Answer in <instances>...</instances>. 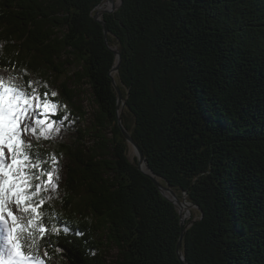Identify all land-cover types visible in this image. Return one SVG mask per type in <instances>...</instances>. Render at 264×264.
Returning a JSON list of instances; mask_svg holds the SVG:
<instances>
[{"label":"trees","instance_id":"1","mask_svg":"<svg viewBox=\"0 0 264 264\" xmlns=\"http://www.w3.org/2000/svg\"><path fill=\"white\" fill-rule=\"evenodd\" d=\"M106 2L0 0V71L38 97L47 92L40 105L62 112L74 96H53V79L70 77L77 62L97 105L91 130L72 143L37 126L31 144L43 166L65 169L58 197L41 209L42 226L53 211L61 231L37 237V253L108 264L115 248V264H183L179 209L139 170L119 127L110 46L122 56L114 77L127 100L123 126L196 208L185 222L186 261L264 264V0H122L103 16L107 40L94 17ZM63 222L83 235H65Z\"/></svg>","mask_w":264,"mask_h":264},{"label":"snow or ice","instance_id":"2","mask_svg":"<svg viewBox=\"0 0 264 264\" xmlns=\"http://www.w3.org/2000/svg\"><path fill=\"white\" fill-rule=\"evenodd\" d=\"M17 79L13 75L0 76V227L3 228L0 264H44L37 254V237L44 239V233L49 229L59 234L61 227L55 225L60 217L53 211L47 214L50 224L42 226L44 213L41 209L45 201L51 200L52 193L58 190L60 177L56 168L43 166L45 158L33 149L31 141L22 139V133L31 135L37 131L36 126H40L41 132L45 127L52 128L40 118L50 113L36 112L41 106L48 105L44 103L33 107L30 103L36 98L43 99L47 92L37 97L34 90L29 92L17 84ZM33 83L31 80L26 82L29 87ZM48 135L50 133L45 134V138ZM49 159L55 160V157L49 155ZM25 229H28L27 233ZM62 231L65 235H83L79 231L72 233L67 222L62 223Z\"/></svg>","mask_w":264,"mask_h":264},{"label":"rangeland","instance_id":"3","mask_svg":"<svg viewBox=\"0 0 264 264\" xmlns=\"http://www.w3.org/2000/svg\"><path fill=\"white\" fill-rule=\"evenodd\" d=\"M118 5V0H116ZM105 6H108L107 4ZM99 9H97V12ZM96 12V13H97ZM73 61V58L69 57V62L71 63ZM82 67L75 62L72 65L68 66V69H66V72L69 73L70 77L67 78H60V79H53V84L55 85L52 89L53 91L58 94V96L62 95H73L74 99L72 101V105H68L65 103V108L62 112H57V109H59L55 105L47 104L48 107H40L36 109L37 114H41L43 112H49L50 114L48 116L41 115L40 118L42 121L46 122L47 124H51L52 128L45 127L43 129V132L40 131L42 136L45 138V134L50 133V135L47 136L46 139H54L66 143H72L74 142L77 137L81 136L80 131L82 132L83 136H85V130H91L92 123L94 120V114L97 112V105L94 101V97L92 94V90L87 83V81L80 76H75L76 73H81ZM13 75L8 72L0 71V76H9ZM15 76V75H13ZM16 83L22 86V81L18 78L16 80ZM5 84H7V81H5ZM27 90V89H26ZM29 92H32V90H27ZM38 97V96H37ZM33 107L36 105H40L39 99L36 98L33 101L30 102ZM77 107V108H76ZM54 111V115L52 112ZM55 117L64 120L65 122H59L55 123ZM69 121L71 123H69ZM37 127V126H36ZM40 129V126H38ZM52 129H55L54 131ZM22 139L30 140L31 143L36 141L37 139V133L34 132L31 135L23 134L22 133ZM89 144L93 141V138L89 136L88 138ZM134 157H136V152L134 148L131 150V159L133 160ZM58 171V170H57ZM59 187L58 190L54 193H52V199H55L58 197L61 182L65 178V169H60L59 171ZM184 201V200H181ZM188 203L187 201H185ZM189 205L185 204L186 207L182 209L183 216H186V214H190V216L186 219L189 220L192 217V213L196 211V208L192 206L190 203ZM15 212V209H13ZM17 215H21L17 213ZM28 215V214H23ZM34 227V226H33ZM28 229H25V233H27ZM3 235V228L0 227V236ZM0 243H2V240H0ZM39 257L44 261V264H59L57 261H51L45 259L44 256L47 258L46 254H43L42 251L37 253ZM118 257V250L115 248H111L109 251V254L107 255V262L108 264H115V261ZM49 258V257H48Z\"/></svg>","mask_w":264,"mask_h":264},{"label":"water","instance_id":"4","mask_svg":"<svg viewBox=\"0 0 264 264\" xmlns=\"http://www.w3.org/2000/svg\"><path fill=\"white\" fill-rule=\"evenodd\" d=\"M106 4H111V8L102 11L101 7L103 6H99L97 9H99V11L95 14V20L97 22H99L103 27H104V32H105V38L107 40V35H108V30L107 27L105 25V21L103 20V16L105 14L108 13H113L115 11H117L121 4H122V0H118V5L116 0H107ZM108 44V43H107ZM110 50L116 55L117 58V63L116 65L113 67V69L111 70V77H112V81L113 84L118 92V106L120 108V112L118 113V121H119V127L121 128L122 133L124 134V136L126 137V139L128 140L129 144L132 146V148H134L135 152H136V157H137V161H138V168L140 171H142L147 177H149L154 183L155 185L161 190L162 194L168 199L170 200L173 204L176 205V207L179 209V212L181 214V226H182V234L180 237V240L178 242V246H177V254L179 256V259L181 260V262L183 264H189L185 257L183 256V252H182V243H183V239H184V235H185V222L186 219L190 216V214H186V216H183L182 214V209L184 208V203L189 205L188 203H186L185 199L184 201H181L178 194L174 191V189L172 188V186L165 181L164 179L158 177L153 170L149 167V164L144 156L143 150L140 148V146L138 145V143L133 139V137L129 134L128 130L123 126L122 123V116L127 104V100L124 99V95L120 89V87L118 86V84L116 83L114 74L119 72V69L121 67L122 64V56L120 51L115 48L112 49L109 46ZM143 164H146L149 168V171H145L143 169ZM193 206V205H192Z\"/></svg>","mask_w":264,"mask_h":264},{"label":"bare ground","instance_id":"5","mask_svg":"<svg viewBox=\"0 0 264 264\" xmlns=\"http://www.w3.org/2000/svg\"><path fill=\"white\" fill-rule=\"evenodd\" d=\"M111 7H112L111 4H109L108 6L101 7V10L104 11V10L110 9ZM143 169L145 171H149V168H148V166L146 164H143ZM185 207H186V205H184V208Z\"/></svg>","mask_w":264,"mask_h":264}]
</instances>
